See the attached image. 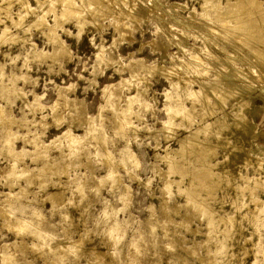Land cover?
Instances as JSON below:
<instances>
[{"label":"rangeland","instance_id":"obj_1","mask_svg":"<svg viewBox=\"0 0 264 264\" xmlns=\"http://www.w3.org/2000/svg\"><path fill=\"white\" fill-rule=\"evenodd\" d=\"M82 1L0 0V264H264V0ZM218 81L232 96L189 97Z\"/></svg>","mask_w":264,"mask_h":264},{"label":"bare ground","instance_id":"obj_2","mask_svg":"<svg viewBox=\"0 0 264 264\" xmlns=\"http://www.w3.org/2000/svg\"><path fill=\"white\" fill-rule=\"evenodd\" d=\"M36 1H37V0H36ZM38 1H39V0H38ZM60 1L62 2V0H60ZM64 1H66V0H64ZM76 1H77V0H76ZM76 1H75V0H67V2H66V3H67V7H66V6H65V7L68 8V6H69V8L71 9V11H69V10H67V9H64V12H62V13L60 12V13H61L60 15H61L62 17H66V16H67V18H68V20H69V19H70L69 17H70L71 15H75V14H77L76 9H75V7H76V6H75V2H76ZM80 1H81V0H80ZM117 1H118V0H117ZM117 1H116V2H117ZM119 1H120V0H119ZM119 1H118V2H119ZM205 1H206V0H205ZM210 1H211V0H209L208 2H210ZM236 1H237V0H236ZM3 2H4V1H3ZM229 2H230V1H229ZM233 2H235V1H233ZM238 2H240V3H238V5H239V4H240V5H243V4H244V5H246V6L248 5L247 7L250 6V8L253 9V13L249 14V15H250L249 17H251L252 14L258 12V10H259L258 8L260 7L259 4H258V2H255V0H239ZM83 3H85L84 0L82 1V4H83ZM89 3H91V2H89ZM227 3H228V2H227ZM230 3H231V2H230ZM230 3H229L228 5H230ZM24 4L26 5V3H24ZM63 4H64V3H63ZM91 4H99V3H98V1L95 0V2H93V3H91ZM231 4H233V3H231ZM235 4H236V3H235ZM235 4H233V5H235ZM25 5H24V6H25ZM65 5H66V4H65ZM88 5H89V4H88ZM226 5H227V4H226ZM233 5H231V6H233ZM81 6H82V5H81ZM213 6H214V5H213ZM218 6H219V5H218ZM25 7H27V6H25ZM63 7H64V6H63ZM63 7H62V8H63ZM65 7H64V8H65ZM77 7H78V6H77ZM77 7H76V8H77ZM82 7H84V6H82ZM82 7H81V8H82ZM229 7H230V6H229ZM78 8H79V7H78ZM205 8H206V7H205ZM234 8H235V6H234ZM236 8H237V5H236ZM239 8H240V7H239ZM239 8H238V9H239ZM241 8H242V7H241ZM243 8H244V7H243ZM243 8H242V9H243ZM6 9H7V8H6ZM238 9H237V10H238ZM65 10H66V11H69V13L66 14L67 12L65 13ZM77 10H78V9H77ZM81 10H82V9H80V10H78V11H81ZM226 10H228V8H227ZM226 10H225V11H226ZM229 10H231V9H229ZM237 10H236V13H237ZM240 10H241V9H240ZM61 11H63V9H61ZM231 11H233V10H231ZM231 11H230V12H231ZM238 11H239V10H238ZM260 11H261L260 13H262V10H260ZM223 12H224V11H223ZM230 12H228L227 14H230ZM234 12H235V10H234ZM79 13H80V12H79ZM79 13H78V14H79ZM217 13H218V12H217ZM219 13H220V12H219ZM224 13H226V12H224ZM263 13H264V12H263ZM70 14H71V15H70ZM231 14H232V13H231ZM233 14H234V13H233ZM68 15H69V17H68ZM218 15H219V14H218ZM224 15H225V14H224ZM261 15H262V14H261ZM61 16H60V17H61ZM78 16H79V15H78ZM214 16H215V15H214ZM232 16H233V15H232ZM235 16H236V14H235ZM238 16H239V15H238ZM71 17H73V19H74V16H71ZM222 17H223V16H222ZM226 17H228V15H227ZM226 17H225V18H226ZM230 17H231V15H230ZM253 17H254V16H253ZM262 17H264V14H263ZM78 18H79V17H77V19H78ZM217 18H218V16H217ZM237 18H238V17H237ZM251 18H252V17H251ZM57 19H59V17H58ZM71 19H72V18H71ZM77 19H76V20H77ZM79 19H80V18H79ZM79 19H78V20H79ZM226 19H227V18H226ZM38 20H40V19H38ZM41 20H42V19H41ZM62 20H63V19H62ZM218 20H219V18H218ZM222 21H224V20H222ZM16 22H18V20H17ZM36 22H37V21H36ZM39 22H41V21H39ZM74 22H76V21H74ZM18 23H19V22H18ZM76 23H77V27L79 28V30H78V33H79V32H80V29L82 28V23L79 22V21L76 22ZM76 23H75V24H76ZM224 23H226V21H225ZM224 23H223V24H224ZM15 24H16V23H15ZM40 24H42V23H37L36 25L39 26ZM44 24H45V23H44ZM16 25H17V24H16ZM221 25H222V24H221ZM237 26H239V25H237ZM237 26H236V27H237ZM211 27H212V26H211ZM234 27H235V26H234ZM240 27H241V26H240ZM7 28H8V27H7ZM7 28H6V26H5V28L2 29V35H3V36L5 35L6 31L8 30ZM50 28H51V27H50ZM52 29H53V28H52ZM210 29H212V28H210ZM213 29H214V28H213ZM236 29H237V28H236ZM236 29H235L234 31H236ZM237 30H238V29H237ZM239 30H241V29H239ZM246 30H247V28H246ZM246 30H245V31H246ZM255 30H257V28H256ZM50 31H51V30H50ZM50 31H49V32H50ZM210 31H211V30H210ZM212 31H213V30H212ZM251 31L253 32V30H251ZM239 32H240V31H239ZM248 32H250V30H249ZM255 32H256V31H254L253 33H255ZM212 33H213V32H212ZM219 33H220V32H219ZM219 33H218V34H219ZM243 33L246 35V32H243ZM250 33H251V32H250ZM250 33H248V34H250ZM253 33H252V35H253ZM216 34H217V33H216ZM247 36H248V35H246V37H247ZM249 36H250V35H249ZM250 37H251V36H250ZM55 42H56V41H55ZM57 42H58V41H57ZM243 42H244V41H243ZM247 42H248V41H247ZM245 43H246V41H245ZM56 44H57V43H56ZM56 44H55V45H56ZM248 44H251V43H248ZM244 45H245V44H244ZM246 45H247V44H246ZM251 45H252V44H251ZM251 45H250V46H251ZM248 47H249V46H248ZM260 48H261V47H260ZM99 50H100V49H99ZM61 51H62V50H61ZM260 51H261V49H260ZM260 51H259L258 53H260ZM60 53H61V52H60ZM39 54H42V53H39ZM43 54H44V53H43ZM57 54H59V53H56L55 51H52V52H51V55H49V56H54V55H57ZM256 54H257V52H256ZM60 55H61V54H60ZM256 56H257V55H256ZM39 57H42V56H39ZM43 57H46V56L43 55ZM58 57H59V56H58ZM260 57H262V55H261ZM256 58H257V57H256ZM197 59H198V58H197ZM185 61H186V63H187L188 60H185ZM199 61H200V60H199ZM186 63H185V64H186ZM188 63H191V62H188ZM182 64H183V63H182ZM185 64H184V66H185ZM179 65H180V64H179ZM173 66H174V65H173ZM173 66H172V67H173ZM177 66H178V65H177ZM189 66H190V65H189ZM189 66L187 65V68H188ZM191 66H192V65H191ZM191 66H190V67H191ZM196 66H197V65H196ZM196 66L194 65V67H196ZM200 66H201V65H200ZM202 66H203V64H202ZM180 67H182V66H180ZM142 68H143V67H141V70H142ZM146 68H148V67H146ZM153 68H154V67H153ZM153 68H152V69H153ZM173 68H174V67H173ZM183 68H184V67H183ZM185 68H186V67H185ZM187 68H186V69H187ZM197 68H198V67H196L195 69H197ZM149 69H150V68H149ZM174 69H175V68H174ZM174 69H173V71H174ZM138 70H139V69H138ZM153 70H154V69H153ZM187 70H188V69H187ZM164 71H165V70H164ZM168 71H169V68H168ZM146 72H148V71H146ZM174 72H175V71H174ZM194 72H195V71H194ZM199 72H200V71H199ZM202 72H203V71H202ZM202 72H200V73H202ZM130 73H132V72H130ZM133 73H134V72H133ZM149 73H150V72H149ZM166 73H167V72H166ZM171 73H172V72H171ZM171 73H170V72L168 73V74H169V77L171 76V75H170ZM203 73H204V72H203ZM164 74H165V73H164ZM166 75H167V74H166ZM172 75H173V74H172ZM215 76H216V75H215ZM171 77H172V76H171ZM176 77H177V76H176ZM167 78H168V77H167ZM216 78H217V77H216ZM169 79H170V78H169ZM217 79H219V78H217ZM185 80H186V79H185ZM185 80H184V81H185ZM187 80H188V78H187ZM187 80H186V81H187ZM233 80H234V79H233ZM237 80H238V79H237ZM239 80H240V79H239ZM120 81H121V80H120ZM139 81H141V80L139 79ZM169 81H172V80H169ZM215 81H216V80H215ZM222 81H223V80H222ZM222 81H218V83H216V84L213 83L214 86H213V87L210 86V88H209V86H206L204 83H200V84H199V86H200L199 90H197V91L194 90L193 92H191L190 95L187 94V96H188V95H189V97L192 96V98H193L194 100H197V101H198L197 103L200 102L199 100H206V98L209 97V94H211L210 91H212V93H214V96L217 95V96H215L214 98L217 97V98H219V99H222V97L225 98V96H228V97H229V94H231V96H232L233 93H231V90L229 89V87L226 86L227 83H226V85H225V83L223 84ZM189 82H190V80H189ZM191 82H192V81H191ZM187 83H188V81H187ZM210 83H212V82H210ZM228 83H229V82H228ZM230 83H231V82H230ZM240 83H241V82H240ZM242 83H243V82H242ZM197 84H198V83H197ZM207 84H209V83H207ZM213 84H212V85H213ZM233 88H234V87H233ZM235 88H237V87H235ZM235 90H236V89H235ZM188 91L190 92V90H188ZM232 91H233V90H232ZM233 92H235V91H233ZM135 94L138 95L137 93H135ZM60 95H61V94H60ZM212 95H213V94H212ZM187 96H186V97H187ZM35 97H36V96H35ZM35 97H34V99H35ZM61 97H62V96H61ZM63 97H65V96H63ZM211 97H213V96H211ZM37 98H38V97H36V99H37ZM129 98H130V97H129ZM187 98H188V97H187ZM190 98H191V97H190ZM190 98H189V99H190ZM226 98H227V97H226ZM226 98H225V99H226ZM38 99H39V98H38ZM137 99H138V97H137ZM209 99H211V98L209 97ZM127 100H128V99H127ZM134 100H135V98H134ZM207 100H208V99H207ZM213 100H214V99H213ZM213 100H211V101L213 102ZM215 100H216V99H215ZM222 100H223V99H222ZM34 101H35V100H34ZM130 101H131V100H130ZM219 101H220V100H219ZM224 101H225V100H224ZM37 102H38V101H37ZM128 102H129V101H128ZM195 102H196V101H195ZM195 102H194V103H195ZM201 102H202V101H201ZM201 102H200V104H201ZM204 102H205V101H204ZM33 103H34V102H33ZM38 103H39V102H38ZM66 103H67V101H66ZM206 103H207V101H206ZM206 103H204V104H206ZM222 103H223V102L220 101V104H222ZM34 104H36V108H37V106H40V105L37 104V103H34ZM129 104H130V103H129ZM190 104H191V100H190ZM32 105H33V104H32ZM127 105H128V104H127ZM180 105L182 106V104H180ZM180 105H179V106H180ZM193 105H194V104H193ZM214 105H215V104H214ZM214 105H213V106H214ZM27 106H29V104H28ZM65 106H66V105H65ZM67 106H68V105H67ZM191 106H192V105H191ZM211 106H212V104H211ZM213 106H212V108H214ZM31 107H32V106H31ZM42 107H43V106H42ZM42 107H41V108H42ZM129 107H130V106H129ZM209 107H210V105H209ZM41 108H40V109H41ZM167 108H168V107H167ZM170 108H171V107H170ZM179 108H180V107H179ZM125 109H126V108H125ZM128 109H129V108H128ZM130 109H131V108H130ZM176 109H177V108H176ZM176 109H174V110H176ZM186 109H187V108H186ZM186 109L183 108V110H186ZM191 109H192V108H191ZM207 109H208V108H207ZM34 110H35V109H34ZM179 110H180V109H179ZM181 110H182V109H181ZM187 110H188V109H187ZM126 111H127V109H126ZM211 111H213V110L211 109ZM170 112H171V110H170ZM172 112H173V110H172ZM183 112H185V111H183ZM183 112H182V113H183ZM186 112H187V111H186ZM206 112H207V111H206ZM208 112H209V110H208ZM123 113H124V112H123ZM125 113H126V112H125ZM125 113H124V114H125ZM127 113H129V111H127ZM127 113H126V114H127ZM130 113H132V112L130 111ZM167 113H169L168 110L166 111V114H167ZM175 113H176V112L173 113L174 115H172V113H169V114H170V115H168V116H169V120L172 118V116H176ZM204 113H205V112H204ZM185 114H186V113H185ZM205 114H206V113H205ZM205 114H204V115H205ZM120 115H121V116H119V117H121L120 121L122 122L123 118H125L126 115H125L123 118H122V114H120ZM179 115H180V114L178 113V116H179ZM1 116H2V115H1ZM127 116H128V115H127ZM181 116H184V115H181ZM206 116H207V115H206ZM176 117H177V116H176ZM202 117H204V116H202ZM6 118H7V117H6ZM55 118H56V117H55ZM194 118H195V117H194ZM204 118H205V117H204ZM8 119H9V118H8ZM57 119H58V118H57ZM126 119H127V118H126ZM126 119H124V120H126ZM185 119H186V117H185ZM202 119H203V118H202ZM6 121L8 122V120H6ZM117 121H118V122H116V123H119V118H117ZM124 122L126 123V121H124ZM127 122H128V121H127ZM125 123H123V124H125ZM119 124H121V123H119ZM127 124H128V123H127ZM167 124H168V127H169L170 125H173V124H171V122H167ZM117 125H118V124H117ZM164 125L166 126V124H164ZM7 126H8V125H7ZM121 126H124V125H121ZM121 126H119L118 128L121 129V128H122ZM208 126H209V124L206 125V126H204V127L201 128V129H202V130H203V129L206 130V129L208 128ZM219 126H221V124H220ZM222 126H223V124H222ZM115 127H116V126H115ZM171 127H172V126H171ZM115 129H116V128H115ZM166 129H167V128H166ZM168 129H169V128H168ZM204 130H203V131H204ZM2 133H3V131H2ZM5 133H6V132H5ZM69 133H70V132H69ZM7 134H8V133H7ZM7 134H4V135L7 136ZM67 134H68V133H67ZM66 136H67V135H66ZM68 136H69V135H68ZM194 136H196L195 133H193V134L191 133V134L187 135L186 137H183V138L179 141V142L181 143V145H180V150H179V148L177 149V150H179L180 152H177V153L180 154V153H184V152L188 151V149L186 150V148H187L188 146H190V145L192 144V142L194 143V141H196V140H195L196 137H194ZM10 137H12V136L9 135V138H10ZM2 138H3V137H2ZM6 138L8 139V136H7ZM12 138H14V136H13ZM7 139H6V140H7ZM69 139H70V137H69ZM6 140H5V142H6ZM8 140H9V139H8ZM74 140H75V139H74ZM9 141H10V140H9ZM75 141H76V140H75ZM71 142H72V141H71ZM9 143H10V142H9ZM9 143H8V144H9ZM35 143H36V142H35ZM38 143H39V142H38ZM72 143H73V142H72ZM196 143H197V142H196ZM196 143H194V144H196ZM4 144H5V143H4ZM200 144H201V142H200ZM9 145H10V144H9ZM33 145H36V144H33ZM66 145H67V144H66ZM73 145H74V144H73ZM6 146H7V145H6ZM37 146H38V145H36V147H37ZM70 146H71V143H70ZM197 146H199V144H197ZM11 147H12V146H11ZM34 147H35V146H34ZM45 147H46V146H45ZM66 147H67V146H66ZM73 147H74V146H73ZM73 147H72V148H73ZM192 147H193V146H192ZM192 147H191L190 149H192ZM195 147H196V146H195ZM195 147H194V148H195ZM200 147H201V146H200ZM41 148H42V147H41ZM12 149H13V147H12ZM70 149H71V148H70ZM203 149H204V148H201V149L199 150L200 152H199V151L197 152L198 154L200 153V157L205 156V155H204L205 153L203 152L205 149H204V150H203ZM193 150H196V148L193 149ZM10 151H11V150H10ZM34 151H35V150H34ZM189 151H191V150H189ZM189 151H188V152H189ZM8 152H9V151H8ZM13 152H14V151H12V153H13ZM22 152H23V151H22ZM35 152H36V151H35ZM191 152H192V151H191ZM195 152H196V151H195ZM24 153H25V152H24ZM177 153H176V155H177ZM189 153H190V152H189ZM9 154H10V153H9ZM39 154H40V153H39ZM12 155H13V154H12ZM17 155H18V153H17ZM17 155H16V156H17ZM19 155H20V154H19ZM32 155H33V154H32ZM36 155H38V154H36ZM126 155L128 156V154H126ZM126 155H125V156H126ZM129 155H130V153H129ZM182 155H185V154H182ZM182 155H181V159L183 158L182 160H184V158H186V157L188 156V155H186V157H184V156L182 157ZM206 155H207V154H206ZM16 156H15V157H16ZM130 156L132 157V155H130ZM130 156H129V157H130ZM167 156H168V155H167ZM192 156H193V153H192ZM194 156H196V155L194 154ZM198 156H199V155H198ZM19 157H20V156H19ZM36 157H37V156H36ZM131 157H130V159H131ZM175 157H176V156H175V154H174V158H175ZM178 157H179V155H178ZM196 157H197V156H196ZM21 158H22V157H21ZM64 158H65V157H64ZM169 158H170V157H169ZM174 158H173V159L170 158V160L172 159V161L174 162ZM13 159H14V157H13ZM17 159H18V157H17ZM17 159H16V160H17ZM124 159H125V158H124ZM128 159H129V158H128ZM178 159H179V158H178ZM197 159H200V158L197 157ZM197 159H196V161H199V160H197ZM201 159H202V158H201ZM203 159L205 160V158H203ZM16 160H15L14 162H16ZM18 160H19V159H18ZM18 160H17V161H18ZM20 160H21V159H20ZM125 160H126V159H125ZM167 160H168V159H167ZM167 160H166V161H167ZM54 161H55V160H54ZM200 161H201V160H200ZM200 161H199V162H200ZM48 162H50V161H48ZM57 162H58V159H57ZM169 162H171V161H169ZM169 162H168V163H169ZM177 162H178V160H177ZM177 162H176V163H177ZM179 162H180V161H179ZM202 162H203V161H201V163H202ZM176 163L174 162L173 164H176ZM197 163H198V162H197ZM207 163H208V162H207ZM11 164H13V163H11ZM14 164H15V163H14ZM54 164H55V163H54ZM54 164H53V165H54ZM178 164H179V163H178ZM198 164H199V163H198ZM203 164L205 165L204 162L202 163V165H203ZM45 165H47V164H45ZM56 165H57V164H56ZM169 165H170V164H169ZM169 165H168V167H169ZM171 165H172V162H171ZM171 165H170V166H171ZM176 165H177V164H176ZM199 165H200V164H199ZM208 165H209V167H210V164H207V165H206V168H207ZM11 166H12V165H11ZM15 166H16V165H15ZM179 166H180V165H179ZM200 166H201V165H200ZM42 167H43V166H42ZM44 167H45V166H44ZM44 167H43V168H44ZM53 167H54V166H53ZM172 167H173V166H172ZM175 167H176V166H175ZM175 167H174V168H175ZM181 167H182V166H181ZM196 167H197V166H196ZM204 167H205V166H204ZM204 167H201V168L199 167V168H200V171H201L202 168H203V170H204ZM209 167H208L207 171L204 170V171H205L204 175H201V176H198V177H196V173L198 174V172H200V171H198L199 169L194 168V172H195V174H194L193 171L191 170L192 173H193V175H195V177H196V179H195V177H194L193 180L195 179V180H194L195 182H196V180H197V183H198V181L202 183V181L205 182V181H207V180L210 179V178L212 179V176H214V175H213V173H212V171H211L212 169H209ZM9 168H11L10 165H9ZM50 168H52L51 165H50ZM169 168H171V167H169ZM174 168H171V169H172L171 171H173ZM176 168H177V167H176ZM182 168H183V167H182ZM182 168H181V169H182ZM210 168H211V167H210ZM4 169H5V168H4ZM179 169H180V168H179ZM181 169H180V170H181ZM21 170H22V169H21ZM42 170H43V169H42ZM184 170H185V169H184ZM195 170H197V172H196ZM17 171H20V170H17ZM17 171H16V173H17ZM23 171H25V170H23ZM191 171H187V172H190V173H188L187 175H189V174L192 175V174H191ZM204 171H202V172H204ZM6 172H7V171H6ZM10 172L15 173V171H12V170H11ZM39 172H40V171H39ZM112 172H113V171H112ZM112 172H110V173L112 174ZM176 172H177V171H176ZM184 172H185V171H182V173H184ZM187 172H186V173H187ZM7 173L9 174V172H7ZM13 173H12V174H13ZM18 173H19V172H18ZM18 173H17V175L15 174L16 176H14V177L17 178V177H18ZM22 173H23V172H22ZM174 173H175V170H174ZM174 173L172 172V174H174ZM178 173H179V172H178ZM23 174H24V173H23ZM23 174H20V176L23 175ZM108 174H109V173H108ZM166 174H168V173H166ZM169 174L171 175V173H170V169H169ZM175 174H176V173H175ZM180 174H181V173H180ZM184 174H185V173H184ZM184 174H183V175H184ZM201 174H203V173H201ZM24 175H25V174H24ZM109 175H110V174H109ZM109 175H108V177H109ZM113 175H114V173H113ZM9 176H10V175H9ZM12 176H13V175H12ZM184 176H185V175H184ZM2 177H3V176H2ZM21 177H23V176H21ZM108 177H107V178H108ZM110 177H111V175H110ZM181 177H183V176H181ZM112 178H113V177H112ZM189 178H190V176H189ZM109 179H110V178H109ZM190 180L192 181V179H190ZM190 180H189V181H190ZM109 181H110V180H109ZM191 181H190V182H191ZM208 181H209V180H208ZM112 182H113V181H112ZM195 182H194V183H195ZM204 182H203V184H204ZM209 182H210V181H209ZM216 182H217V180H216ZM216 182H214V183H216ZM165 183H166V182H165ZM197 183H196V184H197ZM201 183H200V185H201ZM188 184H189V182H188ZM205 184H206V183H205ZM205 184H204V185H205ZM165 185H166V184H165ZM168 185H170V184L167 183L166 187H167ZM198 185H199V184H198ZM213 185H214V184H212V181H211L210 185H207V184L205 185V187L207 186L206 188H209V189H208L209 193H210V191H212V189L214 188ZM170 186H171V185H170ZM189 186H191V187L193 188V187H195L196 185H193V182H192V185H189ZM189 186H188V187H189ZM201 186H202V185H201ZM201 186H200V187H201ZM78 187H79V185H78ZM168 187H169V186H168ZM191 187H190V190H191ZM198 187H199V186H198ZM202 187H203V186H202ZM202 187H201V188H202ZM205 187H204L203 189H205ZM80 188H81V187H80ZM164 188H165V187H164ZM196 188H197V187H196ZM196 188H194V190H195ZM166 189H167V188H166ZM166 189H164V190H166ZM180 189H181V188H180ZM187 189H188V188H187ZM197 189L199 190L200 188H197ZM197 189H196V190H197ZM164 190H163V192H165ZM169 190H170V189H169ZM169 190H168V192H169ZM184 190L186 191V189H184ZM192 190H193V189H192ZM196 190H195V191H196ZM181 191H182V190H180V192H181ZM185 191H184V193H185ZM201 191H202V190H201ZM205 191H206V193L208 192L207 190H205ZM180 192H179V194H181ZM197 192H198V191H197ZM197 192H196V193H197ZM165 193H166V192H165ZM165 193H164V195H166ZM184 193H183V195H184ZM59 194H60L59 191H56V192L50 193V194L47 195V198H46L45 200H49V201H51L52 203H54V202L58 199ZM168 194H169V193H168ZM170 194H171V193H170ZM186 194H187V193H186ZM190 194H191V195H190ZM207 194H208V193H207ZM18 195H19V194H17V196H18ZM181 195H182V194H181ZM188 195H190V196H187V199H188V197H190L191 200L194 202L195 206L197 207V209H195V208L193 209V208H192L193 210H196V212L199 213L201 216H202V215H205V214H206V215H209L210 213L212 214V212H210V210H209L208 207H207L208 205L206 204V205H207V206H206V205H203V204L201 203V202H204V201H201L200 199H197V200H200V201H201V202H199V201L196 200V196H197L198 194H195L194 191H191V192L188 193ZM184 196H185V195H184ZM197 197H198V196H197ZM163 198H164V196H163ZM190 198H189V199H190ZM19 199H20V198H19ZM167 199H168V198H167ZM167 199H166V201H167ZM187 199L185 198V200H187ZM124 200H125V199H124ZM195 200H196V201H195ZM256 200H257V199H256ZM10 201H11V200H10ZM166 201H165V202H166ZM18 202H19V200H18ZM163 202H164V201H163ZM167 202H168V201H167ZM185 203H186V201H185ZM11 204H12V203H11ZM123 204H124V202H123ZM188 204H189V201H188ZM194 204H193V205H194ZM19 205H22V203L19 204ZM53 205H54V204H53ZM161 205H162V204H161ZM166 205H167V203H166ZM185 205H186V204H184V206H185ZM189 205H190V204H189ZM193 205H191V206H193ZM15 206H16V205H15ZM55 206H56V205H55ZM163 206H165V204H164ZM168 206H169V205H167V209H168ZM186 206L188 207V205H186ZM195 206H194V207H195ZM7 207H8V206H7ZM11 207H12V205H11ZM22 207H23V206H22ZM165 207H166V206H165ZM187 207H186V208H187ZM9 208H10V207H9ZM12 208L15 209V207H12ZM12 208H11V209H12ZM188 208H189V207H188ZM190 208H191V207H190ZM209 208H210V207H209ZM1 209H2V208H1ZM14 209H13V210H14ZM161 209H162V207H161ZM164 209H165V208H164ZM4 210L9 211V210H7V209H4ZM162 210H163V209H162ZM165 210H166V209H165ZM165 210H164V211H165ZM6 211H5V212H6ZM10 211H11V210H10ZM165 212H166V211H165ZM0 213H2L1 210H0ZM3 213H4V212H3ZM3 213H2V214H3ZM10 213H11V212H10ZM194 213H195V212H194ZM4 214H5V213H4ZM7 214H8V216H9V212H6V215H7ZM37 214H38V213H37ZM199 214H198V215H199ZM211 214H210V215H211ZM196 215H197V214H196ZM4 216H5V215H4ZM12 216H13V215H12ZM167 217H168V216H167ZM192 217H193V216H192ZM198 217H199V216H198ZM203 217H205V216H203ZM203 217H202V218H203ZM212 217H213V216H212ZM212 217L210 218V221H211ZM4 218H6V216H5ZM9 218H11V216H10ZM14 218H15V217H14ZM14 218H12V219H14ZM17 218H19V217H17ZM163 218H164V217H163ZM163 218H162V219H163ZM165 218H166V217H165ZM205 218H206V217H205ZM205 218H204V219H205ZM12 219H11V221H12ZM20 219H21V218H20ZM20 219H19V220H20ZM167 219H168V218H167ZM185 219H186V218H185ZM185 219H184V220H185ZM6 220H7V218H6ZM9 220H10V219H9ZM15 220H16V219H15ZM15 220H13V223L15 222ZM11 221H6V222L8 223V222H11ZM20 221H21V220H20ZM162 221H163V220H162ZM166 221H167V220H166ZM168 221L170 222V219H169ZM168 221H167V222H168ZM182 221H183V220H182ZM208 221H209V219H208ZM17 222H18V221H17ZM17 222H16V223H17ZM22 222H23V220H22ZM160 222H161V221H160ZM164 222H165V219H164ZM167 222H166V224H167ZM169 222H168V223H169ZM7 223H6L5 225H7ZM19 223H20V222H19ZM28 223H29V222H28ZM117 223H118V222H117ZM161 223H162V222H161ZM10 224H11V223H10ZM22 224H23V223H22ZM119 224H120V223H119ZM119 224H118V225H119ZM164 224H165V223H164ZM166 224H165V225H166ZM169 224H170V223H169ZM169 224H168V225H169ZM186 224H189V222H187ZM209 224H210V223H209ZM14 225H15V223H14ZM19 225H20V224H19ZM29 225H30V224H29ZM118 225H117V226H118ZM168 225H167V226H168ZM184 225H185V223H184ZM214 225H216V224L214 223ZM7 226H8V225H7ZM21 226H22V225H21ZM24 226H25V225H24ZM115 226H116V225H115ZM123 226H124V225H123ZM123 226H122V227H123ZM162 226H163V225H162ZM167 226H166V227H167ZM188 226H189V225H188ZM207 226H208V225H207ZM210 226H211V225H210ZM210 226H209V227H210ZM10 227H13L12 224H11ZM26 227H27V225H26ZM209 227H208V229H209ZM15 228H16V227H15ZM17 228H18V229H17ZM17 228H16V229L18 230V234L20 233V229H21V231H23L22 228H20V227H17ZM119 228H120V227H119ZM210 228H211V227H210ZM212 228H213V226H212ZM8 229H9V228H8ZM11 229H12V228H11ZM11 229H9V230H11ZM25 229H26V228H24V230H25ZM116 229H117V227H116ZM164 229H165V228H164ZM117 230H118V229H117ZM213 230H214V229H213ZM215 230H216V229H215ZM12 231L15 232L14 227H13ZM119 231H120V230H119ZM121 231H122V229H121ZM164 231H165V230H164ZM208 231L210 232L211 229L208 230ZM165 232H166V231H165ZM209 232H207V234H208ZM211 233H212V232H211ZM16 235H17V234H16ZM211 235H212V234H211ZM211 235H210V236H211ZM206 238H208V236H207ZM67 239H68V238H67ZM208 239H211V238H208ZM68 241H69V240H68ZM66 242H67V241H66ZM80 242H81V241H80ZM80 242H79V241H75V242H73L74 245H72V247L75 246L74 248H75V250H77L78 247H80V244H81ZM217 242H218V241H217ZM169 243H170V242H169ZM200 243H201V242H200ZM207 243H208V242H207ZM12 244H13V243H12ZM59 244H60V243H59ZM59 244H58V245H59ZM69 244H70V243H69ZM71 244H72V243H71ZM54 245H55V244H54ZM54 245H53V246H54ZM3 246H4V245H3ZM56 246H57V244H56ZM56 246H55V248H56ZM62 246H63V245H62ZM66 246H67V245H66ZM66 246H65V247H66ZM69 246L71 247V245H69ZM40 247H41V246H40ZM44 247H45V246H44ZM47 247H48V246H47ZM57 247H58V246H57ZM59 247H60V245H59ZM65 247H64V249L67 250L68 247H67V248H65ZM41 248H42V247H41ZM50 248H51V245H50ZM52 248H53V247H52ZM62 248H63V247H62ZM74 248H72V251H73ZM76 248H77V249H76ZM169 248H170V247H169ZM171 248H172V247H171ZM186 248H187V247H186ZM56 249H57V248H56ZM56 249H55V250H56ZM58 249H59V252L61 251V253H59L58 251H57V253H59L60 255L64 254V252H63L60 248H58ZM183 249H185V248H183ZM55 250L53 251V249H52V252H54L53 254L56 255ZM66 250H64V251H66ZM70 250H71V248H70ZM49 251H50V250H49ZM72 251H71V252H72ZM207 251H208V250H207ZM0 252H1V251H0ZM8 252H9V251H8ZM75 252H76V251H75ZM50 253H51V252H50ZM112 253H113V252H112ZM112 253H111V254H112ZM1 254H2V253H1ZM9 254H10V253H9ZM53 254H52V255H53ZM101 254H102V253H101ZM113 254H114V253H113ZM55 255H54V256H55ZM57 255H58V254H57ZM57 255H56V256H57ZM60 255H59V258H60ZM77 255H78V254H77ZM109 255H110V253H109ZM63 256H64V255H63ZM96 256H99V255H96ZM111 256H112V255H111ZM61 257H62V256H61ZM171 257H172V256H171ZM1 258H3V257H1ZM59 258H58V259H59ZM97 258H98V257H97ZM99 258H100V256H99ZM54 259H55V258H54ZM56 259H57V258H56ZM56 259H55V260H56ZM58 259H57V260H58ZM60 259H62V258H60ZM173 259H174V258H173ZM175 259H176V258H175ZM6 260H7V258H6ZM6 260H5V258H4V261H6ZM7 261H8V260H7ZM9 261H10V260H9ZM172 262H173V260H172ZM0 263H1V262H0ZM5 263H6V262H5ZM3 264H4V263H3Z\"/></svg>","mask_w":264,"mask_h":264}]
</instances>
